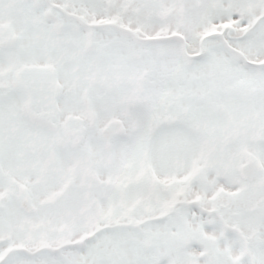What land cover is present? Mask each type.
Returning a JSON list of instances; mask_svg holds the SVG:
<instances>
[{
    "label": "snow or ice",
    "instance_id": "snow-or-ice-1",
    "mask_svg": "<svg viewBox=\"0 0 264 264\" xmlns=\"http://www.w3.org/2000/svg\"><path fill=\"white\" fill-rule=\"evenodd\" d=\"M0 264H264V0H0Z\"/></svg>",
    "mask_w": 264,
    "mask_h": 264
}]
</instances>
